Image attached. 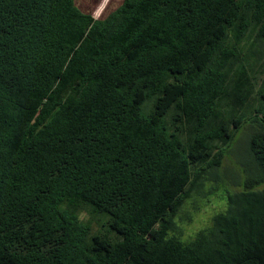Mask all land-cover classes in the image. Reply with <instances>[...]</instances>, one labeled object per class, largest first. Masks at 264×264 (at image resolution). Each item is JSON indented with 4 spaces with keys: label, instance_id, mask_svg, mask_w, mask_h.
<instances>
[{
    "label": "trees",
    "instance_id": "obj_1",
    "mask_svg": "<svg viewBox=\"0 0 264 264\" xmlns=\"http://www.w3.org/2000/svg\"><path fill=\"white\" fill-rule=\"evenodd\" d=\"M102 1L0 0V264H264V0Z\"/></svg>",
    "mask_w": 264,
    "mask_h": 264
},
{
    "label": "rangeland",
    "instance_id": "obj_2",
    "mask_svg": "<svg viewBox=\"0 0 264 264\" xmlns=\"http://www.w3.org/2000/svg\"><path fill=\"white\" fill-rule=\"evenodd\" d=\"M108 1L103 0L93 10L96 17L101 14ZM82 2L84 3L82 6L86 9L91 8L90 3ZM251 133L252 130H249L247 125L237 133L218 171L219 180L206 181L203 188L194 192L184 203L176 220L177 234L183 239H190L196 232L210 226L213 217L227 209V202L224 201L226 194L241 190L236 181H244L246 177L244 169L250 160L247 145ZM94 228L102 230L98 222L94 223Z\"/></svg>",
    "mask_w": 264,
    "mask_h": 264
}]
</instances>
